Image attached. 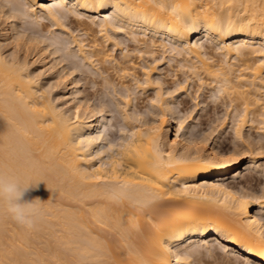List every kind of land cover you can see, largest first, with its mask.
<instances>
[{"label": "bare ground", "instance_id": "1", "mask_svg": "<svg viewBox=\"0 0 264 264\" xmlns=\"http://www.w3.org/2000/svg\"><path fill=\"white\" fill-rule=\"evenodd\" d=\"M263 152L264 0H0V264H264Z\"/></svg>", "mask_w": 264, "mask_h": 264}, {"label": "clouds", "instance_id": "2", "mask_svg": "<svg viewBox=\"0 0 264 264\" xmlns=\"http://www.w3.org/2000/svg\"><path fill=\"white\" fill-rule=\"evenodd\" d=\"M9 172L0 171V215L9 216L17 225L34 228L45 215L43 202L39 198L24 199L30 186Z\"/></svg>", "mask_w": 264, "mask_h": 264}, {"label": "rangeland", "instance_id": "3", "mask_svg": "<svg viewBox=\"0 0 264 264\" xmlns=\"http://www.w3.org/2000/svg\"><path fill=\"white\" fill-rule=\"evenodd\" d=\"M172 66V65H171ZM174 66V65H173ZM160 68L162 67V72H166L167 73V71L168 72H172V68L170 67V69H169V66H167V64H165V63H163L162 65H160L159 66ZM167 67V68H166ZM166 69V70H165ZM168 69V70H167ZM172 69V70H171ZM171 70V71H170ZM168 78H169V76H168ZM172 78V76L170 77V79ZM98 87H100V86H98ZM81 88L82 89H84L85 88V86H84V84L81 86ZM90 88V87H89ZM89 88H88V91H91V90H89ZM191 90H193V88H191ZM150 93H151V91H149ZM148 93V92H147ZM93 94H91V96H92ZM143 94H141L140 96H142ZM98 95H93V98L92 99H94V100H96V101H98ZM137 97H139V95H137ZM183 97V96H182ZM187 97V96H186ZM185 97V98H186ZM143 98H145L143 101H142V98L140 97V99L139 100H137V99H134L133 101L135 102H137V108H142V109H145V107H146V105H148L147 104V101H146V95L144 94V96H143ZM180 98V97H179ZM189 99H190V97H188ZM94 100H92V101H94ZM96 101H94V102H96ZM191 105V102L189 101L187 104H186V106H190ZM180 105H178V107H179ZM206 107H207V110H209L208 111V114L209 115H212V114H214V112H212V111H214L215 110V112L219 109V111H217V114H219L221 111L223 112V110H224V107L222 106V107H220V106H218L217 108H213V105H211V106H204L203 108H205L206 109ZM190 107H188V109H189ZM205 109H200V110H198V117L199 118H197L196 119V122H197V127H201V130H208L207 129V127L209 128V120L207 119V116H202V117H200V113H202ZM211 110V111H210ZM210 112V113H209ZM219 112V113H218ZM221 112V113H222ZM220 113V114H221ZM197 117V116H196ZM206 117V118H205ZM202 118V119H201ZM119 119V118H118ZM117 118H116V120H110V122H108V124L106 125V128H107V130H108V132H109V134H113L114 132H115V129L114 128H119L120 126H121V120L119 121ZM201 119V120H200ZM199 121H201V122H199ZM204 121V122H203ZM206 121V122H205ZM208 122V123H207ZM114 123V124H113ZM119 123V125H117ZM199 123V124H198ZM203 124V126L201 125V124ZM206 123L208 124V126L206 125ZM256 123V122H255ZM255 123H253V126L254 127H257L258 125H256ZM116 125V126H115ZM200 125V126H199ZM119 126V127H118ZM206 126V127H205ZM198 128V129H199ZM203 128V129H202ZM197 129V128H196ZM229 129V130H228ZM227 131H230V128L228 127L227 128V130L222 134V135H220V137L218 138V147L221 149V150H223V151H226V150H229V149H231V148H237V146L239 145L240 146V144L238 143L237 144V142L235 141V136H233L234 134L230 131V132H227ZM250 133V136H252L253 138H255V139H258L259 138V134H258V136H257V132H256V130H255V128H253V129H251V130H249V131H247V133ZM246 133V135H247V137L249 138V133L247 134ZM255 136V137H254ZM233 137H235V138H233ZM251 137V138H252ZM237 139V138H236ZM254 139V140H255ZM236 142V143H235ZM233 146H235V147H233ZM238 148H241V146L240 147H238ZM260 150H262V149H260ZM263 154V155H262ZM259 155V154H258ZM260 156H264V152L263 153H261L260 154ZM247 161V159H244V162H243V164L241 165V167L240 168H238L236 171H234L233 173H236V172H238V171H240V173H237V177L236 178H234V179H231L232 181H231V183H236L235 185L236 186H239V185H244V186H246V185H249V183H252V185L253 184H256V185H258V186H254L255 188L256 187H258V189L260 190V184L257 182V181H259V180H257V179H264V174H261V173H258V172H256L255 170H242L243 169V167H244V164H245V162ZM232 173V174H233ZM246 176V177H245ZM246 178H249V179H246ZM245 180L246 181H248V182H245ZM256 182V183H255ZM242 183V184H241ZM248 183V184H247ZM258 183V184H257ZM253 188V187H252ZM254 188V190H256ZM258 190V191H259ZM218 250V249H217ZM220 251H223L222 249L220 250H218V253L220 252ZM222 252H220V254H221ZM211 259H209V258H202V259H199V261L197 260V264H213L214 262L212 261H210ZM196 264V263H195ZM236 264H238V262H236Z\"/></svg>", "mask_w": 264, "mask_h": 264}]
</instances>
